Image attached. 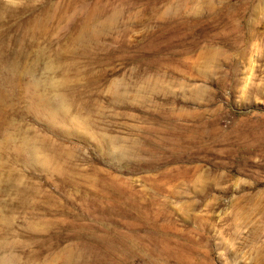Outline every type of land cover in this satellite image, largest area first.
Wrapping results in <instances>:
<instances>
[{
	"label": "rangeland",
	"instance_id": "1",
	"mask_svg": "<svg viewBox=\"0 0 264 264\" xmlns=\"http://www.w3.org/2000/svg\"><path fill=\"white\" fill-rule=\"evenodd\" d=\"M217 116L264 125V0H0V264H264Z\"/></svg>",
	"mask_w": 264,
	"mask_h": 264
},
{
	"label": "bare ground",
	"instance_id": "2",
	"mask_svg": "<svg viewBox=\"0 0 264 264\" xmlns=\"http://www.w3.org/2000/svg\"><path fill=\"white\" fill-rule=\"evenodd\" d=\"M234 43V41H233ZM236 43V42H235ZM231 44V43H229ZM213 58H208V59H205L204 62H203V70L206 74V76H208L207 74L211 72V69H212V65H213ZM204 74V73H203ZM200 91V90H198ZM197 91V92H198ZM119 95V94H118ZM61 96V95H60ZM119 97V96H118ZM50 108H48V111L50 110V112H52V114L54 115H57L56 113H58L59 111H62L64 109L67 108L68 106V102L65 100V98L61 97L57 104H53L52 106H50V104L48 105ZM60 113V112H59ZM51 114V113H50ZM222 115V113H221ZM223 117V116H222ZM222 117H219L217 116L216 119H214V123L212 124V127L213 129L209 132L208 131H203L201 136L203 138H205L207 141H214L216 142V144L218 142H222V143H228L230 145H233L232 144V141L234 143V145H239V147L241 148H244V146H246L248 148V146L245 144H243L242 142L245 141V140H251V145L254 146V144L256 143H262L264 144V125H261V124H248V123H243V122H238V121H234V120H231L229 121V123L226 122V126L224 127V122H223V118ZM226 117V116H225ZM225 119V118H224ZM231 119V118H230ZM228 118V120H230ZM261 119V118H259ZM202 123V122H200ZM176 129V128H175ZM194 129V127H193ZM191 130V131H194V130ZM187 130V129H186ZM180 132V131H179ZM188 132V131H187ZM190 132V131H189ZM188 132V133H189ZM176 141H177V144H176V147L179 148V140H178V137L177 135L174 134V136ZM188 142V141H187ZM246 142V141H245ZM193 143V142H192ZM173 144V143H172ZM191 144V143H190ZM215 144V146H216ZM227 145V144H226ZM172 146V145H171ZM218 146V144H217ZM220 146V145H219ZM175 147V148H176ZM189 147V146H188ZM192 147V146H191ZM174 148V149H175ZM183 149V148H182ZM189 149H192V148H189ZM245 149V148H244ZM256 149V148H255ZM252 150V149H251ZM262 150V149H261ZM246 151V150H245ZM256 151V150H255ZM184 152V151H183ZM237 152V151H236ZM188 153V152H187ZM171 154V153H170ZM180 154V153H179ZM194 154V153H193ZM190 155V154H189ZM47 160V159H46ZM45 161V160H44ZM189 162H191V159L188 160ZM48 162V161H47ZM176 162L178 164H180L178 166V173L175 175V176H178V177H188L190 176L189 175V170L185 169L183 166H182V163H183V157L180 155L177 156L176 158ZM41 163V162H40ZM44 163V162H43ZM164 164V163H163ZM166 164V163H165ZM176 165V164H175ZM174 167V166H172ZM168 169V168H167ZM170 169V168H169ZM172 169V168H171ZM173 171V169H172ZM168 172V171H167ZM173 173V172H172ZM168 175V174H167ZM166 175V176H167ZM168 178V177H167ZM173 179V178H172ZM174 180V179H173ZM96 184V183H94ZM71 256V254L68 255V258Z\"/></svg>",
	"mask_w": 264,
	"mask_h": 264
}]
</instances>
